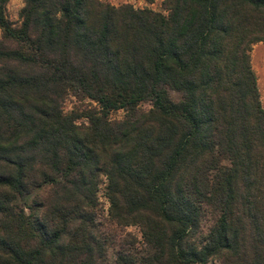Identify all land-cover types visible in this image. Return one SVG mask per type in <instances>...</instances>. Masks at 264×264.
Wrapping results in <instances>:
<instances>
[{"label":"trees","instance_id":"obj_1","mask_svg":"<svg viewBox=\"0 0 264 264\" xmlns=\"http://www.w3.org/2000/svg\"><path fill=\"white\" fill-rule=\"evenodd\" d=\"M8 1L0 264H264V0Z\"/></svg>","mask_w":264,"mask_h":264},{"label":"rangeland","instance_id":"obj_2","mask_svg":"<svg viewBox=\"0 0 264 264\" xmlns=\"http://www.w3.org/2000/svg\"><path fill=\"white\" fill-rule=\"evenodd\" d=\"M104 3L118 7L120 5H130L134 9H150L156 12L165 13V0H101ZM23 8V0H9L5 7V15L8 21L14 26L20 25V11ZM250 65L256 78V85L259 92V98L262 107H264V43L256 44L252 47L250 53ZM75 105L74 99H68L64 104V111L69 112ZM142 108L147 109L148 105H142ZM123 117L122 111L113 112L110 115L112 120H120ZM81 122V121H79ZM99 200L107 210L108 203L103 196V188L99 191ZM132 237L140 239V233L136 227L126 229Z\"/></svg>","mask_w":264,"mask_h":264}]
</instances>
